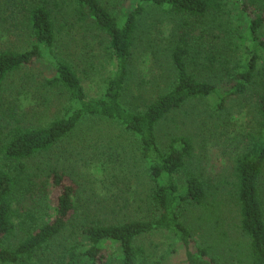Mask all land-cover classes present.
Segmentation results:
<instances>
[{
    "label": "trees",
    "instance_id": "16d2710c",
    "mask_svg": "<svg viewBox=\"0 0 264 264\" xmlns=\"http://www.w3.org/2000/svg\"><path fill=\"white\" fill-rule=\"evenodd\" d=\"M75 12L83 21L92 20L107 34L116 59V71L100 96L88 98L77 70L54 50L55 22L44 0H0V21L25 17L33 43L29 49L0 50V99L8 81L25 67L46 66L44 80L65 93L62 109L43 126L20 124L8 131L0 128V264H47L45 255L52 244L73 224L77 240L56 264H107L111 247H117V264H137L144 258L139 237L155 231L174 234L185 252V264H224L217 243H211L212 221L210 187L202 173L193 168L194 144L191 138L176 136L167 149L157 139V128L173 111L191 100L218 98L221 109L229 98L246 92L257 77L264 58V0H237L249 16V55L227 88L199 79L189 70L190 50L186 37L172 53L176 68L175 84L159 94L142 111L126 109L122 103L131 75L140 20L149 7L182 18L192 30L210 13H219L226 0H135L122 19L113 15L100 0H73ZM46 3V4H45ZM1 31V29H0ZM187 36V35H186ZM264 88V87H263ZM258 128L248 135V144L234 167L241 230L248 238V264H264V89L257 95ZM87 118L119 122L136 135L140 152L147 162L151 180L146 217L118 223L77 219L78 184L69 181L61 169H42L35 160L51 152ZM35 163V164H33ZM200 215L195 216V213ZM203 215V216H202ZM79 217V216H78ZM75 223V224H74ZM206 223V224H205ZM207 225L208 227H205ZM203 230L200 237L196 232ZM23 236L18 238V233ZM200 238V240H199ZM210 240V241H209Z\"/></svg>",
    "mask_w": 264,
    "mask_h": 264
},
{
    "label": "rangeland",
    "instance_id": "374dc122",
    "mask_svg": "<svg viewBox=\"0 0 264 264\" xmlns=\"http://www.w3.org/2000/svg\"><path fill=\"white\" fill-rule=\"evenodd\" d=\"M44 1L55 22L54 50L77 70L88 98L100 96L116 71L109 37L92 20L83 21L77 16L73 0ZM100 2L120 19L135 4V0ZM242 9L240 1L226 0L219 13H210L188 30L182 25L181 17L149 7L140 20L131 75L122 98L125 108L142 111L159 94L172 89L176 80L172 53L185 37L190 50L186 59L189 70L201 80L227 88L249 55L250 16ZM0 29V50L23 51L31 47V27L25 17L3 19ZM260 36L264 39V26ZM46 73V66L36 63L8 81L7 86L12 89L1 94L0 128L8 131L17 124L39 127L60 113L65 93L61 88L47 85ZM263 87L264 58L258 62L254 83L246 92L229 98L224 109L219 107L215 96L191 100L173 111L157 128L158 143L164 149L176 136L193 141L192 169L202 173L210 187L209 203L211 208L212 205L216 208V212L210 209L205 216L212 221L209 239L217 243L224 264L249 263L248 238L240 227L234 167L248 144V135L258 128L257 95ZM35 161L46 173L51 168L61 169L69 181L78 184L75 223L97 219L118 223L143 218L148 213L146 203L152 184L147 162L141 156L136 135L119 122L87 118L51 152ZM261 189L264 201V175ZM75 233L73 224L69 225L45 255L47 264L57 263L65 247L77 240ZM202 233L199 230L196 236ZM21 236L23 233L19 232L15 241ZM137 245L144 249V258L137 264H185L183 247L167 231L142 235ZM120 257L117 247H111L107 264H117Z\"/></svg>",
    "mask_w": 264,
    "mask_h": 264
}]
</instances>
